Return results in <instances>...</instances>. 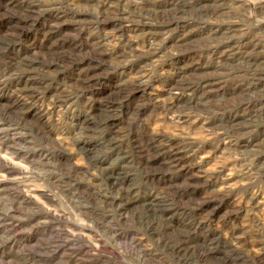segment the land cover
<instances>
[{
    "label": "rangeland",
    "instance_id": "obj_1",
    "mask_svg": "<svg viewBox=\"0 0 264 264\" xmlns=\"http://www.w3.org/2000/svg\"><path fill=\"white\" fill-rule=\"evenodd\" d=\"M0 264H264V0H0Z\"/></svg>",
    "mask_w": 264,
    "mask_h": 264
}]
</instances>
